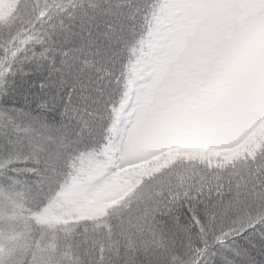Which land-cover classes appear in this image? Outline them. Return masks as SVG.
I'll list each match as a JSON object with an SVG mask.
<instances>
[{"label":"snow or ice","instance_id":"snow-or-ice-1","mask_svg":"<svg viewBox=\"0 0 264 264\" xmlns=\"http://www.w3.org/2000/svg\"><path fill=\"white\" fill-rule=\"evenodd\" d=\"M0 264H264V0H0Z\"/></svg>","mask_w":264,"mask_h":264}]
</instances>
